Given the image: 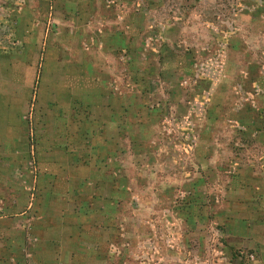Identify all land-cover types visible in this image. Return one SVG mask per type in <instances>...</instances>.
I'll use <instances>...</instances> for the list:
<instances>
[{
  "label": "rangeland",
  "instance_id": "rangeland-1",
  "mask_svg": "<svg viewBox=\"0 0 264 264\" xmlns=\"http://www.w3.org/2000/svg\"><path fill=\"white\" fill-rule=\"evenodd\" d=\"M0 264H264V0H0Z\"/></svg>",
  "mask_w": 264,
  "mask_h": 264
},
{
  "label": "trees",
  "instance_id": "trees-1",
  "mask_svg": "<svg viewBox=\"0 0 264 264\" xmlns=\"http://www.w3.org/2000/svg\"><path fill=\"white\" fill-rule=\"evenodd\" d=\"M135 76H137V74L135 75ZM39 81V80H38ZM27 124H28V122H26ZM110 141H109V144H111V146L113 145V143L115 144L116 142L112 139H109ZM115 146H113V147H111L110 149H109V147L108 148H106V151L108 152V159L110 158V156H111V154H118L117 153V151H115L113 148H114ZM109 149V150H108ZM119 152V151H118ZM29 153V156H30V151L28 152ZM33 163H34V161H32ZM32 164V163H31ZM13 165H15V164H13ZM11 168H13V166H11ZM16 169V168H15ZM25 169V171L26 172H28L29 171V169L27 168V166L24 168ZM35 174H36V172H35ZM35 174H34V177H35ZM33 175V174H32ZM37 175V174H36ZM19 176H21V175H19ZM35 187H36V179H35V183L33 182V184L31 185V194H34L33 192H32V190H34L35 189ZM26 187L24 186V188H22V192H24L23 191V189H25ZM21 192V193H22ZM31 204H32V202H31ZM26 209H27V207H24V208H21L20 210H14L15 212H12V213H10V216H8L9 218L10 217H12V216H14V215H17V214H20V213H23V212H25L26 211Z\"/></svg>",
  "mask_w": 264,
  "mask_h": 264
},
{
  "label": "crops",
  "instance_id": "crops-1",
  "mask_svg": "<svg viewBox=\"0 0 264 264\" xmlns=\"http://www.w3.org/2000/svg\"><path fill=\"white\" fill-rule=\"evenodd\" d=\"M20 214H22V213H20ZM20 214H17V215H20ZM17 215H15V216H17Z\"/></svg>",
  "mask_w": 264,
  "mask_h": 264
}]
</instances>
